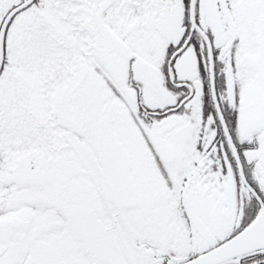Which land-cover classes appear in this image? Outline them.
Segmentation results:
<instances>
[{
    "label": "snow or ice",
    "instance_id": "6c2138e0",
    "mask_svg": "<svg viewBox=\"0 0 264 264\" xmlns=\"http://www.w3.org/2000/svg\"><path fill=\"white\" fill-rule=\"evenodd\" d=\"M0 264H264V0H0Z\"/></svg>",
    "mask_w": 264,
    "mask_h": 264
}]
</instances>
